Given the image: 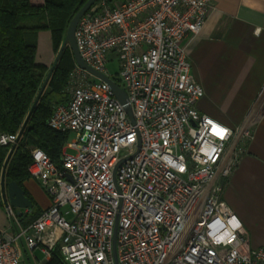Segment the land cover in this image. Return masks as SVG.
I'll use <instances>...</instances> for the list:
<instances>
[{"label":"built area","instance_id":"2783aa9c","mask_svg":"<svg viewBox=\"0 0 264 264\" xmlns=\"http://www.w3.org/2000/svg\"><path fill=\"white\" fill-rule=\"evenodd\" d=\"M213 2L97 0L81 17V58L126 92L132 116L108 82L75 62L69 95L48 121L74 139L60 165L31 151V178L52 202L26 227L6 206L14 231L0 230V264H24L25 249L48 260L56 248L68 264H117L115 246L119 264H264V247L250 246L224 197L252 119L230 127L198 109L205 91L183 45ZM21 138L3 133L0 145Z\"/></svg>","mask_w":264,"mask_h":264},{"label":"crops","instance_id":"0c3cea01","mask_svg":"<svg viewBox=\"0 0 264 264\" xmlns=\"http://www.w3.org/2000/svg\"><path fill=\"white\" fill-rule=\"evenodd\" d=\"M183 45L205 91L198 109L230 127L252 119L253 136L240 145L224 197L242 221L250 246L264 247V0H214L201 31ZM52 54L51 32H39L37 60L50 66ZM25 189L34 207L18 215L24 226L52 202L51 193L37 179H28ZM0 202V230L11 233L14 228L2 196ZM35 250H24V264H47L41 250Z\"/></svg>","mask_w":264,"mask_h":264},{"label":"trees","instance_id":"16d2710c","mask_svg":"<svg viewBox=\"0 0 264 264\" xmlns=\"http://www.w3.org/2000/svg\"><path fill=\"white\" fill-rule=\"evenodd\" d=\"M87 1L44 0L36 3L32 0H0V134L20 132L49 71L46 64L37 60L39 32H51L53 50L58 53L71 20ZM75 66L73 52L68 47L8 163L6 181H16L28 197L25 182L31 178V151L40 148L57 165L61 163L69 134L51 128L48 121L53 104L66 100L65 93L69 91ZM9 151L10 145H0V180ZM47 264L68 263L56 248Z\"/></svg>","mask_w":264,"mask_h":264},{"label":"water","instance_id":"95a60500","mask_svg":"<svg viewBox=\"0 0 264 264\" xmlns=\"http://www.w3.org/2000/svg\"><path fill=\"white\" fill-rule=\"evenodd\" d=\"M97 0H88L84 6L75 14V16L73 17V19L71 20L68 28H67V33H66V37L65 40L59 50V52L56 55V58L53 62V64L50 67V70L45 78V81L40 89V92L32 106V109L22 127V129L19 132V138H21L25 132V128L30 120V117L34 111V109L36 108V106L38 105L49 81L50 78L53 74V72L55 71L56 67L58 66V63L60 62L62 55L65 51L66 48H71L73 55H74V59L76 64L82 68L83 70H86L94 75H96L97 77L105 80L106 82L109 83V85L111 86L112 90L115 92V94L117 95V97L119 98V100L121 101L122 104L125 105V108L127 109V111L129 112V114L132 116V109L131 106L128 104V97L126 92L120 87L118 86L113 80H111L110 78H108L106 75L94 70L92 67H90L89 65H87L84 60L81 58V55L79 53L78 50V46H77V42H76V37H75V32H76V28H77V24L79 22V20L81 19V17L92 7V5L96 2ZM17 145L14 144L9 153L8 156L5 160L3 169H2V174H1V180H0V192H1V196L2 199L5 203V206L11 205L15 210H17V215H22L24 210H32L34 207V203L31 200L30 197H28L26 195V192L24 190V188L22 186H20L16 181H6V169L8 166V163L16 149ZM115 244H116V235H115ZM114 255H115V259L117 264L118 263V259H117V253H116V246H115V250H114ZM45 263H47V260H44Z\"/></svg>","mask_w":264,"mask_h":264},{"label":"rangeland","instance_id":"374dc122","mask_svg":"<svg viewBox=\"0 0 264 264\" xmlns=\"http://www.w3.org/2000/svg\"><path fill=\"white\" fill-rule=\"evenodd\" d=\"M53 60H52V64H53V62H54V60H55V58H56V55H57V53L56 52H54V50H53ZM51 64V65H52ZM51 65L50 66H48L49 67V70H50V67H51ZM107 67H108V70H109V72H110V74H111V76L112 77H118V74H119V72H120V67H119V62L117 61V60H112V61H110V62H108V64H107ZM49 72V71H48ZM48 74V73H47ZM47 76V75H46ZM69 91H67L66 93H65V99H67V97H68V95H69V93H68ZM58 103V102H57ZM56 103H54L53 104V106L55 105ZM74 139V137L73 136H70L69 137V140L71 141V140H73ZM69 151V153H75V150H72V149H69L68 150ZM36 183V182H35ZM37 184V183H36ZM70 209V206L69 205H67V206H64L63 208H62V211L65 213V216H66V218L68 219V220H72L73 218H74V215L72 214V213H66V211L67 210H69ZM35 252L39 255V256H42V254L40 253V251L39 250H35ZM43 257V256H42Z\"/></svg>","mask_w":264,"mask_h":264},{"label":"snow or ice","instance_id":"6c2138e0","mask_svg":"<svg viewBox=\"0 0 264 264\" xmlns=\"http://www.w3.org/2000/svg\"><path fill=\"white\" fill-rule=\"evenodd\" d=\"M212 122L211 121H209V124H211ZM213 131L217 134V135H220V136H223V134H224V132L226 131V130H222V129H219L218 127H213Z\"/></svg>","mask_w":264,"mask_h":264}]
</instances>
